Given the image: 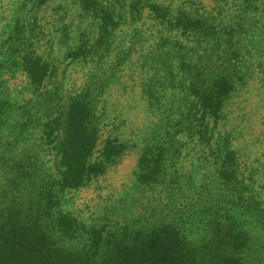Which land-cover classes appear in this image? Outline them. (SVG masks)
Instances as JSON below:
<instances>
[{
	"label": "rangeland",
	"instance_id": "1",
	"mask_svg": "<svg viewBox=\"0 0 264 264\" xmlns=\"http://www.w3.org/2000/svg\"><path fill=\"white\" fill-rule=\"evenodd\" d=\"M151 3L159 9H151ZM165 8L169 16L183 12L184 30L162 20ZM180 46L192 49L196 61L208 57V64L222 69L232 83L220 117L210 123L220 147L232 152L231 184L219 190L220 196L237 201L244 181L252 192H260L264 0H0V99L10 101V119L27 110L31 122L19 138V151L37 159L47 173L57 174L59 155L44 142L42 124L64 116L79 95L90 103L95 128L87 160L105 161L101 173L58 191L59 211L75 220V236L55 233L50 247L39 238L33 264H236L240 242L234 232L228 229L214 245L178 242L164 231L160 187L138 181V161L156 121L150 94L170 104L180 96L182 83L181 94L193 98L189 75L178 72L175 55L167 54ZM24 53L52 69L39 88L22 68ZM165 57L172 59L171 70L160 78L155 68L164 70ZM59 132L62 136L63 129ZM3 136L12 134L0 132ZM108 146L111 154L106 158L103 150ZM5 163L1 157L0 166ZM91 229L100 231L99 244L73 249L80 246L77 239L89 238Z\"/></svg>",
	"mask_w": 264,
	"mask_h": 264
},
{
	"label": "trees",
	"instance_id": "2",
	"mask_svg": "<svg viewBox=\"0 0 264 264\" xmlns=\"http://www.w3.org/2000/svg\"><path fill=\"white\" fill-rule=\"evenodd\" d=\"M149 7L159 9L152 3ZM168 13L169 9L162 10V20L184 30L183 24L187 21L183 12L175 16ZM167 54L175 55L178 72L189 75V91L193 98L181 94L183 85L179 80L181 97L171 99L170 104L150 94L149 103L156 121L138 161V181L146 186L160 187L161 197L165 199V207L161 210L164 231L178 242L214 245L229 229L240 242L236 264H264V188L259 185L260 192H252L244 181L243 195L231 202L219 193L226 184H231L228 166L232 152L220 147L210 123L220 117L232 83L222 69L212 62L208 64L210 59L205 55L196 61L192 49L180 46ZM22 59V68L31 83L41 87L52 69L27 53ZM165 62L164 70L155 68L160 78L165 76L166 70H171L168 65L172 59L165 57ZM11 110L10 101L0 99V132L12 134L0 137V158L6 161L0 166V264H33L35 243L39 238L46 239L50 247L55 244V233L75 236V220L59 211L58 191L78 187L89 176L101 173L105 161L87 160L94 146L95 128L90 124L91 107L85 96L73 97L67 110L61 113L64 116L56 115L43 121L44 113L39 115L44 122L40 121L44 142L52 144L59 155L55 175L47 173L37 159L28 158L26 151L21 153L19 138H24L21 135L26 133L31 122H28L27 110H22L20 118L10 119ZM164 112H167L166 117H162ZM110 150V146L104 147L106 158ZM24 188L26 193L22 191ZM236 206L237 215L233 216L231 213H235ZM99 233L91 229L90 239H77L80 246L74 245L73 249L95 248L102 238Z\"/></svg>",
	"mask_w": 264,
	"mask_h": 264
}]
</instances>
